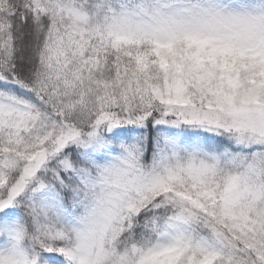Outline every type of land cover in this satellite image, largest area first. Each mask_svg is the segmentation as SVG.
I'll return each instance as SVG.
<instances>
[{
  "label": "snow or ice",
  "instance_id": "1",
  "mask_svg": "<svg viewBox=\"0 0 264 264\" xmlns=\"http://www.w3.org/2000/svg\"><path fill=\"white\" fill-rule=\"evenodd\" d=\"M0 264H264V0H0Z\"/></svg>",
  "mask_w": 264,
  "mask_h": 264
}]
</instances>
